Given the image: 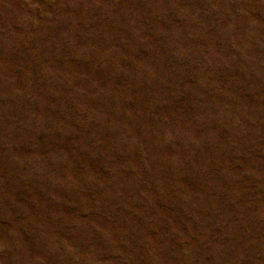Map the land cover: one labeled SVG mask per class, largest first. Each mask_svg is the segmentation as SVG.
<instances>
[{
    "label": "rangeland",
    "instance_id": "obj_1",
    "mask_svg": "<svg viewBox=\"0 0 264 264\" xmlns=\"http://www.w3.org/2000/svg\"><path fill=\"white\" fill-rule=\"evenodd\" d=\"M0 264H264V0H0Z\"/></svg>",
    "mask_w": 264,
    "mask_h": 264
}]
</instances>
